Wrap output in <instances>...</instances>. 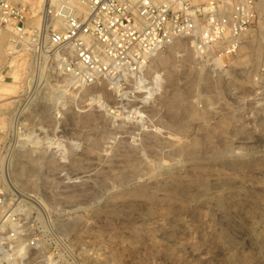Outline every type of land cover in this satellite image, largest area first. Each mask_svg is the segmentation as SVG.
I'll return each instance as SVG.
<instances>
[{
	"label": "rangeland",
	"instance_id": "obj_1",
	"mask_svg": "<svg viewBox=\"0 0 264 264\" xmlns=\"http://www.w3.org/2000/svg\"><path fill=\"white\" fill-rule=\"evenodd\" d=\"M174 47L148 65L144 87L160 77L151 99L140 88L120 105L96 86L49 91L30 111L0 172L46 208L26 264H264V100L251 94L260 45L247 66L235 57L217 78L198 70L169 83L159 58L176 63ZM31 148L42 162L29 166Z\"/></svg>",
	"mask_w": 264,
	"mask_h": 264
},
{
	"label": "built area",
	"instance_id": "obj_2",
	"mask_svg": "<svg viewBox=\"0 0 264 264\" xmlns=\"http://www.w3.org/2000/svg\"><path fill=\"white\" fill-rule=\"evenodd\" d=\"M262 26L264 0H0V80L17 74L21 89L0 111V172L17 149L13 137L28 134L25 121L41 95L98 86L120 105L131 102L146 84L150 59L177 39L191 40L197 69L217 78L257 32L251 94L264 100ZM61 104H54L55 119ZM44 216L37 196L10 190L0 178V264L29 261Z\"/></svg>",
	"mask_w": 264,
	"mask_h": 264
},
{
	"label": "bare ground",
	"instance_id": "obj_3",
	"mask_svg": "<svg viewBox=\"0 0 264 264\" xmlns=\"http://www.w3.org/2000/svg\"><path fill=\"white\" fill-rule=\"evenodd\" d=\"M37 1V4L41 3L42 0H36ZM264 29V26H262V30ZM174 43H179V44H174ZM191 44V43H190ZM174 45L176 47H174ZM192 45V44H191ZM259 39L256 37V35L254 34H247V36L245 37V40L244 42L242 43V45L240 46L239 48V51L237 53V56H236V59H235V62L233 61V65L234 63L235 64H244V66L248 65L250 62H251V55L256 51L259 50ZM171 46H173L175 49L172 51L171 53V58L175 59L174 61H176V58H177V64L178 63H181V64H176V63H172L170 64L169 63V59H163V58H159V63L161 65H167V69H168V72H167V80L169 83H172L173 81V75L174 74H181V75H189L190 74L192 75V73L194 71H198V69H195V54H194V51L192 49V46H187L186 44H180V40L177 39L176 41H174L171 45H169L168 47L171 48ZM258 46V47H257ZM254 51V52H253ZM253 52V53H252ZM238 54H240V56H238ZM160 55V52H158L157 54H155V56L153 58L150 59L149 63L151 61H153L154 59H157L158 56ZM256 55V54H255ZM256 60V59H255ZM258 60V59H257ZM173 61V62H174ZM257 62V61H256ZM236 65V66H238ZM258 65V63H257ZM256 65V66H257ZM240 66V65H239ZM243 66V65H242ZM240 66V67H242ZM255 67H253L254 69ZM199 74H202L201 70L200 72L198 71L197 72ZM187 77V76H186ZM200 77V75H199ZM185 79V78H184ZM154 86L155 87H151V88H146L143 86L145 93H147L146 97H144V100H147V99H151V97L155 94L154 92H156L155 90L158 89V86H159V81H160V77H155L154 79ZM201 80V78H200ZM199 80V81H200ZM9 81V82H8ZM19 81V76L17 74H9L8 76V79L7 80H0V99L3 97V96H7V95H12L16 92L17 90V83ZM187 83V82H186ZM199 83V82H198ZM201 84H205V82H202ZM215 84V83H214ZM188 85V84H187ZM192 87V86H191ZM207 87V86H205ZM142 88V89H143ZM146 89V90H145ZM45 96V95H44ZM176 97V96H175ZM40 99H44L43 95L40 96ZM39 99V100H40ZM180 99V97L178 98ZM41 100V101H42ZM93 101V100H92ZM178 101V100H177ZM94 103V102H93ZM96 104L100 105V107H103L110 115H113V114H116V111H112L108 106L105 105L103 99H102V96H97L96 97ZM145 103V101H144ZM148 103V102H147ZM179 107V106H178ZM264 113V112H263ZM188 115L189 117H191V113H189L188 111ZM197 115V114H196ZM195 115V116H196ZM188 128V127H187ZM49 140H47V143H48ZM53 142V140H52ZM57 142V141H56ZM31 143H32V140H31ZM34 143H39L38 142V139H36V141ZM58 143V142H57ZM55 143V144H57ZM54 145V144H53ZM58 146H60V150L61 148H63V146L61 147V145L59 144ZM59 150V148H57ZM38 148H31L27 151H25V157L28 158V161H29V166H32L34 163H41L42 162V159L40 158H33L35 156L33 155H36L38 154ZM11 154V153H10ZM103 154V153H102ZM104 157V155H103ZM62 158H64L62 156ZM101 158V157H100ZM8 160V159H7ZM6 160V162H8ZM8 165V164H7ZM27 175H28V178H30L32 176V171L31 170H28L27 171ZM7 176V174H6ZM9 177V176H7ZM22 250V249H21ZM20 250V251H21ZM10 264H18L17 261L15 262H12Z\"/></svg>",
	"mask_w": 264,
	"mask_h": 264
}]
</instances>
